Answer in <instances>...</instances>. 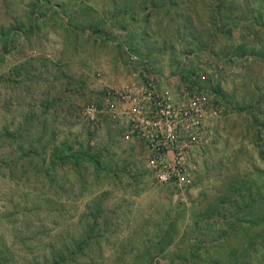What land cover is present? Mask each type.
<instances>
[{
	"label": "rangeland",
	"instance_id": "rangeland-1",
	"mask_svg": "<svg viewBox=\"0 0 264 264\" xmlns=\"http://www.w3.org/2000/svg\"><path fill=\"white\" fill-rule=\"evenodd\" d=\"M193 1L188 25L168 0H0V264H233L231 211L263 214L264 0ZM146 59L156 95L202 109L184 181L133 127Z\"/></svg>",
	"mask_w": 264,
	"mask_h": 264
},
{
	"label": "built area",
	"instance_id": "built-area-1",
	"mask_svg": "<svg viewBox=\"0 0 264 264\" xmlns=\"http://www.w3.org/2000/svg\"><path fill=\"white\" fill-rule=\"evenodd\" d=\"M143 62L144 66L148 68L147 76L148 86L150 87L151 108L145 109L144 105L140 106L139 103L130 107L132 115L135 116V119L133 118V127L140 129L142 137L149 141L153 151L156 152L152 161L157 179L161 183L169 182L172 179L184 181L186 179L182 152L184 142L182 141L178 124L179 121H183L189 125L195 115L202 113V109L196 107L195 104L177 107L170 96L156 95L152 89H155L157 76L149 69V60L146 59ZM118 94L121 103H124V105H133L137 102L138 98L131 85H126L124 90ZM95 112L96 109L94 107L87 110L91 120L96 118ZM168 150L175 155V161L169 162L163 158L169 153Z\"/></svg>",
	"mask_w": 264,
	"mask_h": 264
},
{
	"label": "trees",
	"instance_id": "trees-1",
	"mask_svg": "<svg viewBox=\"0 0 264 264\" xmlns=\"http://www.w3.org/2000/svg\"><path fill=\"white\" fill-rule=\"evenodd\" d=\"M168 4L178 8L179 12H181L179 17L181 20H184L186 24L189 25L193 22L192 15L198 10L194 5L193 0H180V2L176 0H168ZM183 4L188 7H183ZM220 7L221 5L218 3L211 5L212 10H215L216 15L219 14ZM258 10L261 12L264 10V7H261ZM255 13L256 12L254 11V14ZM253 19H255V17H253ZM259 198L262 200V203H260L261 205H259V210L262 211L263 214H259L258 217H251L249 216L251 214L250 211H247L249 217H244L243 221V219L241 220V217L237 214V208L239 207L237 205V208H235L234 211H231L232 214H230V218L228 217V227L225 232H222V234L216 239V243L213 245L215 249L220 250L227 244L234 243L232 252L229 254L232 261L231 263L233 264H264V211L262 210L264 209V194L262 193V196ZM249 207L251 210H256L255 206L246 205L244 208ZM240 251L243 253L239 254ZM224 263H226V261H223L220 256L218 258L214 257L212 261L210 259V264Z\"/></svg>",
	"mask_w": 264,
	"mask_h": 264
},
{
	"label": "crops",
	"instance_id": "crops-1",
	"mask_svg": "<svg viewBox=\"0 0 264 264\" xmlns=\"http://www.w3.org/2000/svg\"><path fill=\"white\" fill-rule=\"evenodd\" d=\"M86 115H87V116H88V118L90 119V117H89V115H88L87 111H86Z\"/></svg>",
	"mask_w": 264,
	"mask_h": 264
}]
</instances>
